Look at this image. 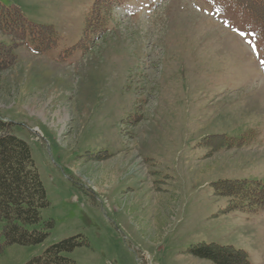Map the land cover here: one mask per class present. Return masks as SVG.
<instances>
[{
    "label": "rangeland",
    "instance_id": "374dc122",
    "mask_svg": "<svg viewBox=\"0 0 264 264\" xmlns=\"http://www.w3.org/2000/svg\"><path fill=\"white\" fill-rule=\"evenodd\" d=\"M0 5L53 29L43 50V31L0 27V127L29 145L54 224L40 244L5 246L0 264L74 236L84 243L64 255L77 264H216L193 253L210 243L264 264V208L217 192L264 184V33L241 6Z\"/></svg>",
    "mask_w": 264,
    "mask_h": 264
},
{
    "label": "trees",
    "instance_id": "16d2710c",
    "mask_svg": "<svg viewBox=\"0 0 264 264\" xmlns=\"http://www.w3.org/2000/svg\"><path fill=\"white\" fill-rule=\"evenodd\" d=\"M232 1L241 6L258 30L264 33V0ZM0 27L13 38H16L17 34L23 36V31L33 33L38 29L44 32L38 39L41 48L45 50L53 45L51 42L45 43L46 37L51 38L52 27L36 28L26 20L17 7L0 5ZM4 66L5 64H0L1 68ZM0 131H4L0 134L1 252L5 246L12 244L35 245L44 242L54 224L53 221L44 222L41 217V210L47 207L49 202L29 145L14 135L11 128L0 127ZM217 192L230 197L234 201L232 205L234 207L248 200V206L254 207V210L264 208V184L259 181L251 185L244 181H229L224 187H218ZM83 243L77 240V236L65 238L52 244L42 254L32 257L25 264H77L64 253ZM193 253L216 264H250L245 251L217 243L202 244L194 248Z\"/></svg>",
    "mask_w": 264,
    "mask_h": 264
}]
</instances>
